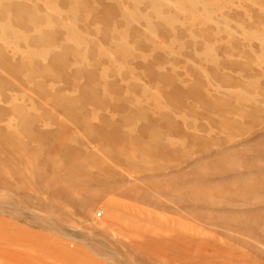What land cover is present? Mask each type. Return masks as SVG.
Instances as JSON below:
<instances>
[{
  "label": "rangeland",
  "instance_id": "rangeland-1",
  "mask_svg": "<svg viewBox=\"0 0 264 264\" xmlns=\"http://www.w3.org/2000/svg\"><path fill=\"white\" fill-rule=\"evenodd\" d=\"M0 264H264V0H0Z\"/></svg>",
  "mask_w": 264,
  "mask_h": 264
},
{
  "label": "bare ground",
  "instance_id": "bare-ground-1",
  "mask_svg": "<svg viewBox=\"0 0 264 264\" xmlns=\"http://www.w3.org/2000/svg\"><path fill=\"white\" fill-rule=\"evenodd\" d=\"M205 2V1H204ZM202 4V3H201ZM132 10V9H131ZM209 16V15H208ZM146 18V17H145ZM164 21V20H163ZM124 51V50H123ZM92 100V99H91ZM98 100V99H97ZM83 160V159H82Z\"/></svg>",
  "mask_w": 264,
  "mask_h": 264
}]
</instances>
